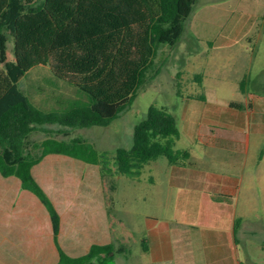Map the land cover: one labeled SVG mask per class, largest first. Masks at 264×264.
Segmentation results:
<instances>
[{"label": "trees", "instance_id": "obj_1", "mask_svg": "<svg viewBox=\"0 0 264 264\" xmlns=\"http://www.w3.org/2000/svg\"><path fill=\"white\" fill-rule=\"evenodd\" d=\"M196 0H0V174L15 176L46 208L55 242L60 216L32 175L46 155H65L88 164L105 165L106 153L82 138L57 140L47 136L29 142L40 126L106 127L130 105L152 66L158 45L174 47ZM13 40V58L7 43ZM45 66L79 97L59 110L44 111L19 88L22 76ZM231 107H239L230 103ZM179 138L175 117L151 105L133 128L129 149L117 148L119 174L138 175L145 164L165 157L185 164L187 150L174 148ZM104 168V167H103ZM56 264H106L126 254V245H92L71 257L59 246Z\"/></svg>", "mask_w": 264, "mask_h": 264}, {"label": "crops", "instance_id": "obj_2", "mask_svg": "<svg viewBox=\"0 0 264 264\" xmlns=\"http://www.w3.org/2000/svg\"><path fill=\"white\" fill-rule=\"evenodd\" d=\"M192 39V46L187 42L182 49L176 46L177 51L164 63L175 67L171 76L174 86L188 91L198 86L203 91L187 97L181 127L177 125V141L186 137L193 144L186 149L189 159L185 164L167 161L154 165L149 180L159 189L162 214L147 219L144 258L139 264H236L237 236L251 234L244 221L255 210L257 189H264V75L252 78L241 73L235 81L241 99L223 100L210 86L213 72L208 68L209 59L200 52L201 40L194 35ZM227 41L224 44L229 45L233 39ZM213 81L225 82L220 78ZM231 102L239 107H231ZM66 158L77 160L49 154L32 168L33 177L60 216L56 242L50 216L39 199L23 189L17 177L0 174V264H56L57 246L78 257L92 245L126 244L125 236L113 224V195L106 189L103 195L98 191L96 180L89 174L93 164L83 161L87 164L89 193L85 197L79 192L84 200L75 198L73 206H79V212L73 214L71 229L64 231V215L45 179L61 183L53 177L58 170L47 162ZM39 165L50 178L37 176ZM128 253L108 260L122 264Z\"/></svg>", "mask_w": 264, "mask_h": 264}, {"label": "rangeland", "instance_id": "obj_3", "mask_svg": "<svg viewBox=\"0 0 264 264\" xmlns=\"http://www.w3.org/2000/svg\"><path fill=\"white\" fill-rule=\"evenodd\" d=\"M41 1L34 0V3L38 5ZM192 35L202 42L199 45L200 52L209 59L208 68L213 72L210 74L212 78L210 86L214 88L213 94L221 99L231 101L241 99L235 85L241 73L251 74L252 78L264 75V0H196L192 13L184 24L179 42L174 47L158 45L153 64L146 70L135 99L108 126L64 128L57 124L45 125L33 131L28 138L29 142H40L47 136L65 141L82 138L97 151L106 153L105 165H91L89 174L91 173L96 180L97 189L102 190V195L105 189L109 195H113L111 207L113 224L125 236V245L129 252L122 264H139L144 258L142 242L147 235V219L162 214L159 189L153 187L149 178L154 175L155 163L166 164L167 160L160 157L155 162L145 164L138 175H123L116 170L115 150L129 149L132 146L133 128L145 118L151 105L172 114L178 127H181V116L187 97L190 94H202L203 91L197 85V89L193 91L174 86L172 77L175 67L166 66L164 59L177 51L176 46L182 49L186 42L188 47L192 46L191 42H194ZM230 39H233L231 44H224ZM7 48L8 55L13 58L11 38L8 40ZM217 78L224 79L225 82L217 84L213 81ZM18 85L31 102L44 111L59 110L58 108L67 101L80 95L72 85L57 80L45 66L33 67L20 78ZM192 144L184 137L176 141L174 148L186 150ZM47 163L53 170H58L53 176L57 182L62 180L56 184L53 180L45 179L49 185L45 183L64 215V231L68 232L71 229L74 212H79V206H73L75 198L84 200L89 193L88 170L85 169L87 164L69 158L65 161L51 160ZM36 174L43 179L47 177L42 165L36 167ZM79 182H82L81 188H78ZM263 190L257 189L255 210H252L244 221L246 231H252L251 234L237 236L238 242L234 253L236 264H264ZM114 262L108 260L106 264H115Z\"/></svg>", "mask_w": 264, "mask_h": 264}]
</instances>
